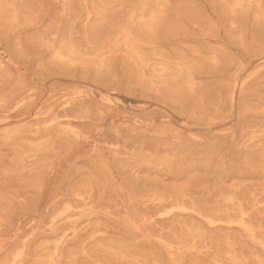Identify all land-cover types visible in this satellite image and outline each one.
I'll return each instance as SVG.
<instances>
[{
    "label": "rangeland",
    "instance_id": "374dc122",
    "mask_svg": "<svg viewBox=\"0 0 264 264\" xmlns=\"http://www.w3.org/2000/svg\"><path fill=\"white\" fill-rule=\"evenodd\" d=\"M14 257L264 264V0H0Z\"/></svg>",
    "mask_w": 264,
    "mask_h": 264
},
{
    "label": "bare ground",
    "instance_id": "6f19581e",
    "mask_svg": "<svg viewBox=\"0 0 264 264\" xmlns=\"http://www.w3.org/2000/svg\"><path fill=\"white\" fill-rule=\"evenodd\" d=\"M12 8V7H11ZM15 9V8H14ZM13 13H14V11H13ZM12 16V15H11ZM15 17V16H14ZM14 20H17V17H16V19H14ZM126 34V33H125ZM126 38V37H125ZM138 58V60L139 61H143V58L141 57V56H138L137 57ZM224 90V89H223ZM225 91V90H224ZM242 221V220H241ZM241 223V222H240ZM242 224V223H241ZM247 226H248V224H246ZM246 225H244L245 227H246ZM243 226V227H244ZM249 226H251V225H249ZM242 227V226H241ZM249 229V228H248ZM253 230V229H252ZM250 232V231H249ZM243 233H245V232H243ZM253 233V232H252ZM254 234V233H253ZM251 237V236H250ZM253 237H254V235H253ZM256 240H257V238H256ZM259 241V240H258ZM228 245V244H227ZM230 252H233V250H231ZM18 253V252H17ZM235 253H236V251H235ZM16 255V254H15ZM56 255V254H55ZM19 256H20V254H19ZM18 256V257H19ZM17 256H16V258H18ZM243 257V256H242ZM14 260H17V259H15V257L13 258V260H11V261H13L12 263L14 264ZM262 260V259H261ZM10 261V262H11ZM53 262V261H52ZM9 263V262H8ZM232 263V262H231ZM235 264H237L236 262H234ZM11 264V263H10Z\"/></svg>",
    "mask_w": 264,
    "mask_h": 264
}]
</instances>
